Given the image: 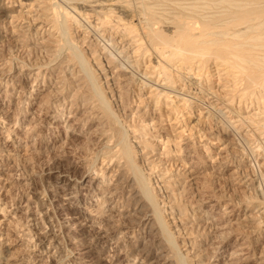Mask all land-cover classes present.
I'll list each match as a JSON object with an SVG mask.
<instances>
[{
	"label": "rangeland",
	"instance_id": "374dc122",
	"mask_svg": "<svg viewBox=\"0 0 264 264\" xmlns=\"http://www.w3.org/2000/svg\"><path fill=\"white\" fill-rule=\"evenodd\" d=\"M33 1L0 0V264H175L173 260L176 262V259L172 253L174 250L170 251V247L157 234L155 221L146 225L145 220L148 221L154 216H148L151 214L149 212L142 216L144 212H138L135 202L130 199L127 182L129 177L125 170L123 173L118 167L121 161L117 163L118 160L110 159V153L115 151V137L111 138V127L105 123L104 126L100 125L96 119L88 118V107L83 108L80 103H72L71 95L82 93L84 89L79 87L80 80L75 82L77 78H69L66 72L74 71L75 74H80H76V77L81 78L84 75L80 73L82 70L79 71L80 66L76 63L62 65L60 60L48 57L43 50H34L36 52L25 55V50L33 49L35 41L37 43L41 38L45 40L47 33H51L53 41L58 40L57 36L62 34L59 28H56L54 33L50 32L52 30L48 31L52 28L51 23L42 25L37 22L40 10L36 3H31ZM130 1L127 3L132 7L134 0L133 3ZM59 4L72 15L66 18L61 16L58 27L69 29L71 36L77 41L75 47H79V50L95 47L94 55L98 56L96 58L107 73L115 74L117 67H108L104 60L106 58H113L114 62L123 65L138 62V66L122 73L134 74L131 84L114 85L110 81L104 85L99 78L98 80L107 106L114 114L111 118L115 129L121 130L124 135L129 129L136 128L140 122L149 126L144 139L153 147V153L159 156L158 160L149 172L140 161L136 164L139 172L143 173L141 174L144 181L149 179L147 187L150 193L164 197L167 185L159 183L158 177L173 175L170 181H177L178 177H174V172L184 168L194 170L200 178L196 184L197 188L205 187L204 190H207L204 194L195 191H192V194H175V206H180L182 210L180 207L178 209L184 212L187 218L184 221L183 233L180 232L183 235L174 234L173 238V242L176 241L174 244L179 247L178 254L180 252L183 256L187 253V256L182 258L184 263L189 261L188 257L192 252L206 248L210 239H215L213 243L216 248L211 262L217 264L227 260L229 253L235 251L238 243L242 241L240 238L248 235L247 247L242 251L248 255L239 257L236 264H260L259 259L264 250V226H260L251 234L252 229L247 228L244 224L246 220L242 217L249 215L254 218L256 213L241 205V202L252 196L253 191L248 194L247 191L255 189L258 185V180L254 182L253 177L259 170L264 171V142L260 139L263 148L256 150L253 142L247 143L239 139L240 133L228 129L229 125L237 123L239 118L229 114L227 109L219 110V105L207 110L203 109V102L199 103V106L195 101L189 100L188 106H183L178 96H185L186 99V95L194 98L206 95L203 91L199 92L198 86L190 88L182 96L180 90L183 82H176L174 87L177 90L169 89L174 90L173 93L169 91L171 98H163V77L151 68L158 59L155 55L148 52L149 54L142 56L140 52L144 51L143 45L139 46L141 48L136 52L134 49L139 43L135 40L130 41L135 42L130 48V42H122L118 35L110 39L105 38V28H102L101 20L97 21L96 15L89 13V16L88 12L82 13L81 9H73L70 4L64 5L68 3L61 0ZM122 11L116 12L124 23L128 21L136 28L143 23L142 17L135 18L130 13L127 14L128 11ZM70 16H75L76 19ZM160 29L167 31L166 25H160ZM111 30L110 34L113 33V29ZM22 38L26 40L24 45L18 44ZM65 44L61 43L63 54L71 47L69 44L68 47L67 42ZM124 57L130 60H125ZM170 70L173 75H177L175 67ZM180 75L185 76V72L180 71ZM212 75L214 82L220 79L216 74ZM141 82H148V85L141 89ZM155 84L159 88L153 86ZM158 96L160 102L154 109L152 99ZM206 98L209 96L206 95ZM93 101H96L95 98H91L90 102ZM234 103L233 106L237 107V103ZM244 127L246 125H241L240 131L248 130ZM106 152H110L108 156H104ZM249 154H253V157ZM248 178H253L254 185L247 186ZM65 180L70 184L78 181L79 189L70 199L64 198L63 192L59 190V185ZM106 185L107 188L110 187L109 192H115L113 197L109 198V194H106ZM169 191L177 193L176 189L170 188ZM100 205L102 207H99ZM158 205L160 219L166 224L171 221L170 215H173V218L177 214L180 215L177 209L172 210L175 214L169 215L170 207L168 208L167 203ZM45 212L46 220L50 221L51 225L44 222ZM100 212L109 215L106 220L99 216ZM80 218H86L89 223L82 227L78 224L79 220H82ZM228 222L237 224L223 229L224 238H216L218 234L209 229L211 226H223ZM66 223L75 224L68 234L70 239L80 240L77 241L79 248L71 255L60 251L61 245L65 244ZM191 223L193 226H190ZM194 224L200 225L198 229ZM235 238L239 240L235 242ZM82 248L87 251L84 255L81 254ZM141 251L148 255L145 262L139 257Z\"/></svg>",
	"mask_w": 264,
	"mask_h": 264
},
{
	"label": "bare ground",
	"instance_id": "6f19581e",
	"mask_svg": "<svg viewBox=\"0 0 264 264\" xmlns=\"http://www.w3.org/2000/svg\"><path fill=\"white\" fill-rule=\"evenodd\" d=\"M59 1L60 0H43L41 2H38L37 0H34L33 2H31V3H36V5L38 6L40 10L39 11L40 16L38 17L40 18V20H38L37 18L36 19L37 22H40L42 25L45 23L47 24V22L51 23L52 28L48 29V31L52 30L50 32L54 33L56 28H59L62 31V34L60 35L57 34L59 35L57 36V38L59 39L58 40L54 39L53 41V36H51V33H47L46 39L43 40V38H41V40L38 41L37 43L35 41L33 49L32 48H31L32 50L26 49L25 55L28 56L31 54V52L33 53V52H36L37 50H39L40 52V50L41 51L43 50V52H46L48 54L47 55L48 57L54 60H60L62 65L68 64V63H71V64L76 63L78 64V67L80 66L81 69L79 68L80 69L79 71L82 70L80 73H83L84 75V76H81V78L76 77L77 73L75 74L74 71H70L68 69L69 71L66 72V75L69 76V78L78 79V81H76L77 80L76 79L75 82L81 81L80 82L81 86L79 87L80 88L82 87V90L84 89V92H82V90L80 89L82 93L78 94L77 92L71 95L72 103L74 104L80 103L83 106V108L88 107V111H86L87 117L96 119L100 123V125L104 126V123L106 125L109 124L113 132L112 136L111 135L110 136L111 138L113 136L115 137V141L113 140L115 151L114 152L112 151L111 153L106 152L107 154L103 153L104 156L106 155L108 156L110 153V156H111L110 159L118 160L117 163L121 161L120 166L118 167L121 169L123 173L125 170L127 177H129L127 182L130 188V191H129L130 196H131L130 199H133V201L135 202L137 211L138 212L143 211L144 214L142 216H144L145 213L147 212L151 213L150 215L147 214L148 216L150 217L154 216L152 219H149L148 221L145 220L147 222L146 225L148 226L151 223V221L152 222L155 221V224H156L155 226H157L156 229L158 232L157 234L160 235L162 237V241L163 242L165 241V243L170 247V251L171 249L174 250V252L172 253H174L173 258L176 259V262L174 260L173 262L175 264H185L182 258L187 256V253L183 254V256L181 255L182 253L180 254V252L178 254L179 247L174 244L176 243V241L173 242L174 234L179 235L180 232L183 233V230L185 228L184 221L187 219L185 217L186 216L185 213L181 211L182 208L179 206L181 208V210H179L180 208L175 206L176 205L175 204L176 195L178 196V195L186 194L189 192L191 193L192 191L204 194L206 193L207 190H204L205 187L197 188L196 184L199 181L198 179H200L199 176L194 172V170L190 168H184L182 170L174 172L175 173L174 177H178L177 181H170L171 178H173V175L167 176V177L166 175H162L158 177L159 183L162 182V183H165V185H167L165 186V190H167V193H165L166 195L164 197L159 196L161 194L154 196L152 195V193H150L151 191L148 190L150 182L147 183L149 179L147 178V180L144 181V178L142 175L143 173L142 171H141L142 174L139 172L140 170H138V167H137L138 164H136L137 161H140L142 163V166L145 168V170L149 172L150 170H152L151 166H153V164H155L158 160L159 156L153 153L154 152V150L152 149L153 147H151L150 144L144 139V137L146 136V130L148 129L149 126L147 124H143V122H140V124H138L136 128L133 127V129H129V131L125 133L124 135H123L124 132L121 133L120 132L121 130L119 131L117 128L115 129L114 127L115 125H113L115 123H113V120L111 118L112 115L114 114H112L111 110L107 106V103H106L107 101L105 100V94L102 92L100 88L101 85L99 83V80H101L104 83V85H107L110 81L114 85L131 84L134 81V78H133L134 74L130 73L128 75V74H122V73L127 72L126 69H131L134 66H138V62L133 61L131 64L128 63V65L127 64L123 65V64H119L120 62L118 64L117 62H114L113 60L115 59L113 58L111 59L106 58L104 60L107 66L116 65L117 67L115 70V74L107 73V70H105L104 66H102V64L98 61V58H96L98 56L94 55L95 47L94 48L87 47L84 50H79L78 49L79 47L78 48L75 47L76 45L75 43H77V41L73 39V37L71 36V33L69 32V29L65 27L64 28L62 27L63 29H61L60 27H58L59 18L61 16L66 18L67 16L71 14L70 12L67 13L68 9L66 10L63 7L62 8L60 7ZM61 1H63L64 3L67 2L68 4H64V5L70 4L71 7H73V9H78V10L81 9L82 13L83 11H85L86 13L88 12L87 14L89 16L91 14L96 15L97 21L101 20L100 22H101V25L103 26L102 28L109 29V30L104 29L103 33L105 34L104 36L105 38L110 39V37L114 35H118L121 37V40H123L122 42L124 41L130 42L131 40H135V42H138L140 44V45L138 44V47L136 48L134 47L135 48L134 50L136 52H138L139 49L141 48L139 46L143 45L144 49L142 48V50L144 51L140 50L141 51L140 54L142 56H144V54L148 52L155 55L158 59L156 60L157 61L156 64L153 65L151 68L153 71L157 70L158 71L157 74L162 75L163 77L162 79H163V82L165 83L164 85L165 87L161 90L163 98L165 99L171 98L170 97L171 92L169 91H172L173 93L174 90H169V89L170 88L176 89V87H174L176 82H183V85L180 90V92H182L180 93L181 95L182 94L184 95L187 92V90H189L190 88L198 86L199 92L203 91L204 93H206V95L209 96V98H206V95L201 96V97L199 96L200 98L199 97H196V98L189 97L186 95V99H185V96L182 98L178 96L179 102H182L183 106H186V105L188 106L189 100L195 101L198 105L199 103L203 102V105L205 106L203 109H207V110H212L218 105L220 107L219 110L222 108L225 110L227 109L229 114H232L239 118L238 119L239 124L237 125L238 122L237 123L233 122L231 125H229L228 129L231 128V131L234 130V132L240 133L241 136H239V139L244 140L247 143L253 142V144L255 145L254 149L260 150L263 148V145H262L263 143H261V141L264 142V0H171V1L170 0L169 1L167 0L166 1L165 0H134V5L132 7H129L128 5L129 0H61ZM131 3H133V1ZM128 8L130 10H128ZM122 10H126V12L128 11L127 14L130 13L131 16L135 18L142 17V19H144L143 23L139 25V27L137 28L134 27L133 24L131 25V23H128V21L127 23H124L120 15H117V12H116V11H122ZM123 13L124 11H122V14ZM71 18L76 19L75 16ZM110 23L111 25H108ZM163 24L166 25L167 31L163 32L160 29V25L164 26ZM107 25L109 27H107ZM111 29H113V33H112L113 35L110 34L111 33L110 31H112ZM99 34H102V33H99ZM25 41H26L25 38H22L18 44L24 45ZM63 41L65 43L67 42V45L69 44L72 47V48L71 47L68 48L69 50L67 49V52L65 51L66 52L65 54L61 52L62 51L61 43L63 45L65 44L63 43ZM134 43L133 42L129 43L130 48L134 45ZM119 51H122V50H119ZM126 53L127 52H125V54ZM131 54L133 56V53ZM136 54L139 55V53H136ZM126 59L127 58H125V60ZM140 59H141V56H140ZM211 66H212V70H210ZM174 67H175V72L178 71L176 72L177 75L175 74L173 75V73H171L170 69L171 68L173 69ZM180 71L185 72V76L182 77V75H180ZM211 71H213V73L219 76L220 78V79H217L216 82L213 81V78H212L213 73L211 74ZM78 75L80 74L78 73L77 76ZM157 76L156 78H158ZM192 76H194V78ZM70 82L72 84V81ZM141 83H142L140 85L141 89L145 88L148 85V82H144V83L141 82ZM153 86H157L159 88L157 84ZM69 90L70 89H68V91ZM163 91H167V92H163ZM70 93H71V90H70ZM91 98H95L96 101L90 102ZM152 102L154 104V109H155L160 102L159 96L154 97L152 99ZM234 102L237 103L236 104L237 107L233 106L235 104ZM241 125H244V126L246 125V127L244 128L248 130L240 131L242 129L240 128ZM225 127H226V124H225ZM111 130H109V132ZM105 131H108V130H105ZM101 135H103V133ZM139 152L140 154L138 155ZM249 155L252 156L253 154H249ZM236 176L238 177V175ZM253 178H254V182L255 180L256 181L258 180V183H257L258 185L256 186L255 189L253 188L249 189L248 190L249 192L247 191V194L253 191L252 196L247 197V199L245 198L246 200L241 202V205H244L245 207L254 210L256 213L255 214L256 217L254 218H251L249 215L246 217H242L244 218V220H246L244 224L247 225V228L252 229L253 232H251V234L256 232V229H258L260 226H264V171L259 170L257 174L255 175V177ZM253 178L247 179V181L249 182L247 186L254 185ZM247 181H245V183ZM144 182H146L147 184ZM77 183L78 181L70 184V182L67 180L61 183V185H59L60 187L59 190L63 192L62 196H64V198H67V199L72 198L77 193L76 191H78L79 189V185H77ZM109 188H107V185H106V188H104V190L106 191V194H109L108 196L110 198V197H113L115 192L114 193L109 192L110 190ZM170 188L176 189L177 193H173L172 191H169ZM159 203L160 204L167 203V205H169L168 208L170 207L171 211L173 209L175 210L177 209L176 211L179 212L180 215L177 214L176 217L173 218L174 216L170 214L172 213L175 214V212L173 211L171 212L169 210L170 212L169 215L172 216V218L169 217L171 218V221L166 224V222H164L163 220L161 221L160 219L161 216H159L160 215L159 209H157L159 206L158 205ZM99 207H102V205H100ZM46 215H47V212H45L43 215L45 217L44 222L45 224L51 225L50 224L51 222L46 220L47 218ZM99 216L105 219L109 215L104 214V212L102 213L100 212ZM80 219L82 220H79L80 222L78 224L81 225L82 227L83 225H86L87 223H89V221L86 220V218H80ZM152 224L154 228L155 227L154 223ZM232 224H237V223L228 222L227 224L223 226L216 225V226H213V228H211L212 227L211 226L209 229H211L213 233L216 232L218 234L217 237L215 236L216 238H220V237L222 238V236L224 238V235H223L224 233L222 231H225V230L223 229L227 228L226 226H231ZM152 226H149V227L152 228ZM190 226H193V224L191 223ZM199 226L197 225L195 227L198 229ZM64 227L67 228V232L65 234V237H66L65 244L66 245L63 243L61 245L62 247H60L61 249L60 248L59 249L60 251H65L69 255H71L74 250H77V248H79L78 247L79 245L77 244V241L79 239L77 240L75 238L74 240H72L70 239L71 237L68 235L71 233L70 231L74 229L75 227L74 223L73 224L66 223ZM171 227L172 228L174 227L173 228L174 231L172 230ZM200 234H202V231ZM199 237H201V235ZM248 238H249L248 235H246L244 238H240L242 239V241L238 243L237 248L235 247L236 248L235 251L233 250L231 253H229L230 255L228 259L221 261L217 264H236L238 262L239 257L243 255L247 256L248 254L242 253V251L243 249L247 247L246 244L249 240ZM214 240L215 239L208 240L209 244L206 245L207 247L198 252L197 251L192 252L193 246L192 248L190 247L191 248L190 252L192 253L188 257L189 261L185 260L186 264L187 262L188 264H216V263L211 262V259H213V256L215 254L214 251L216 250L215 245L213 243ZM238 240L239 239L235 238L234 241L237 242ZM192 241H194V239H192ZM83 246L86 247L85 245ZM77 252H74V253L78 254ZM86 252L87 251L85 248L82 250L81 254L84 255ZM262 253H263L262 255L260 254L261 259H259L260 264H264V250ZM147 256L148 255H146L144 251L140 252L139 257L142 258L144 262Z\"/></svg>",
	"mask_w": 264,
	"mask_h": 264
}]
</instances>
